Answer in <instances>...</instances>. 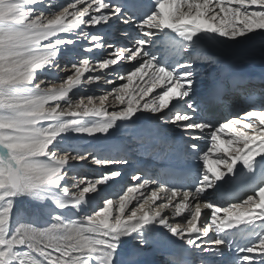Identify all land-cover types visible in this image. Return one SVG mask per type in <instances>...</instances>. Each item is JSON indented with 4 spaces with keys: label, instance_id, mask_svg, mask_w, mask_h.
<instances>
[{
    "label": "snow or ice",
    "instance_id": "6c2138e0",
    "mask_svg": "<svg viewBox=\"0 0 264 264\" xmlns=\"http://www.w3.org/2000/svg\"><path fill=\"white\" fill-rule=\"evenodd\" d=\"M257 38L264 0H0V264H140L156 238L169 264H264V96L213 119L223 75L197 71ZM144 137L198 166L105 198Z\"/></svg>",
    "mask_w": 264,
    "mask_h": 264
},
{
    "label": "bare ground",
    "instance_id": "6f19581e",
    "mask_svg": "<svg viewBox=\"0 0 264 264\" xmlns=\"http://www.w3.org/2000/svg\"><path fill=\"white\" fill-rule=\"evenodd\" d=\"M58 3H63L65 0H57ZM59 10V9H56ZM120 28L119 25L114 27ZM125 30L121 28V31ZM130 30V29H128ZM159 55V53H157ZM210 55L221 62V65H217L212 62H201L197 64V71L200 74L198 76L201 79L200 91H204L207 84L210 82L213 76L223 75L224 83L226 86H230L227 94L223 98V101L217 106V112H211L212 118L216 119L222 116H227L233 109L232 104L242 105L248 97H253L257 102L261 96H264V43L261 42L260 38L254 43H246L237 46H215L211 49ZM72 58L69 57L61 61V67L65 64H70ZM58 83V82H57ZM97 92L101 91H87L81 94L98 96ZM73 101L78 100V96H73ZM111 110V109H109ZM236 110H239L238 108ZM116 140L127 141L132 138L130 131H124L116 134ZM82 144L83 146L88 145V139H80L74 141ZM206 141L201 140V147H204ZM134 148L139 150L135 152L131 158V162L135 165L129 167H123V173H127V169L132 171L135 168L144 169L148 172L165 173L171 170L175 165L184 164L188 167L198 166L197 161H182L177 160L170 149H164L157 146L150 138L144 137L141 142L137 139V142L133 145ZM142 159L137 163L135 158ZM82 163V162H81ZM90 166L96 165H82L78 170L82 174L87 175H100L104 168L95 172L90 170ZM98 167V166H97ZM125 181H121L118 178V183L113 185L111 188L102 186V190L107 195L114 194L119 191L121 186L125 185ZM115 198V196L113 197ZM20 208L26 210L31 214L35 208V204L27 200L23 201ZM176 247L171 241L164 238H156L153 243L143 250V255L138 257L140 264H169L174 248ZM219 259V258H217Z\"/></svg>",
    "mask_w": 264,
    "mask_h": 264
},
{
    "label": "rangeland",
    "instance_id": "374dc122",
    "mask_svg": "<svg viewBox=\"0 0 264 264\" xmlns=\"http://www.w3.org/2000/svg\"><path fill=\"white\" fill-rule=\"evenodd\" d=\"M200 75V74H199ZM199 79V78H198ZM200 81H202L201 79H199ZM96 91H99V90H96ZM158 91V90H157ZM98 93V96L99 95H101L102 93L101 92H97ZM136 153H137V151H135V157H136ZM134 157V158H135ZM133 160H136L137 161V163H139V161H143L142 159L140 160V159H133ZM196 164H199V162L197 161V163ZM131 165H133V163L131 162ZM91 168H90V170H92V172L94 171H96V170H93V169H98L97 170V172L100 170L99 168H102V167H100V166H90ZM103 172V171H102ZM132 172H133V170L132 171H130V170H128L127 169V173H125L124 175H123V178L121 179V181H125L126 183H125V185H127L129 182H130V176H131V174H132ZM85 175H87V174H85ZM87 176H89V177H95V175H87ZM96 176H98V175H96ZM120 180V179H119ZM250 194V193H249Z\"/></svg>",
    "mask_w": 264,
    "mask_h": 264
}]
</instances>
